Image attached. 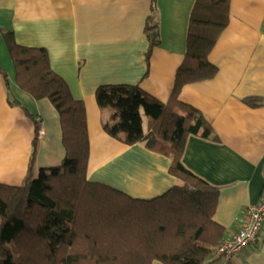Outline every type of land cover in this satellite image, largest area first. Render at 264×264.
I'll use <instances>...</instances> for the list:
<instances>
[{
    "label": "crops",
    "instance_id": "crops-1",
    "mask_svg": "<svg viewBox=\"0 0 264 264\" xmlns=\"http://www.w3.org/2000/svg\"><path fill=\"white\" fill-rule=\"evenodd\" d=\"M196 1L156 0L153 13L152 0H0V67L10 80L8 88L0 74V182L23 184L36 128V177L42 169L60 166L66 157L55 107L16 84L4 39L5 32H13L19 45L47 49L52 69L68 83L74 98L85 103L89 181L144 200L180 184L171 173L172 158L144 143L127 146L105 132L114 110L100 108L95 95L101 86L140 85L167 103L187 51ZM148 22L159 25L161 36L149 62ZM209 60L217 75L186 85L179 100L201 114L212 134L189 136L182 162L219 190L214 219L226 229L228 239L241 228L244 211L264 202V0H230L228 27ZM205 264H264V232L258 243L230 261Z\"/></svg>",
    "mask_w": 264,
    "mask_h": 264
},
{
    "label": "trees",
    "instance_id": "trees-1",
    "mask_svg": "<svg viewBox=\"0 0 264 264\" xmlns=\"http://www.w3.org/2000/svg\"><path fill=\"white\" fill-rule=\"evenodd\" d=\"M156 12V0H152ZM230 0H197L192 11L187 51L167 103L140 85H107L96 91L100 108L114 110L105 132L127 146L144 143L173 160L180 184L144 200L88 179L91 153L85 103L50 63L47 49L25 47L13 32L4 39L18 87L57 110L66 157L58 167L34 174L39 144L35 130L29 172L20 186L0 182V264H205L225 240L226 229L214 219L220 192L194 176L182 158L189 136L212 132L201 114L179 100L183 87L213 79L218 69L209 56L226 30ZM153 49L161 44L159 25L147 23ZM7 87L8 73L0 67ZM255 105L254 99L247 100ZM12 105L20 106L17 101ZM28 118L35 117L26 109ZM144 116L146 117V126Z\"/></svg>",
    "mask_w": 264,
    "mask_h": 264
},
{
    "label": "built area",
    "instance_id": "built-area-1",
    "mask_svg": "<svg viewBox=\"0 0 264 264\" xmlns=\"http://www.w3.org/2000/svg\"><path fill=\"white\" fill-rule=\"evenodd\" d=\"M263 232L264 202L244 211L241 228L215 248L213 259L230 261L252 244L258 243Z\"/></svg>",
    "mask_w": 264,
    "mask_h": 264
},
{
    "label": "rangeland",
    "instance_id": "rangeland-1",
    "mask_svg": "<svg viewBox=\"0 0 264 264\" xmlns=\"http://www.w3.org/2000/svg\"><path fill=\"white\" fill-rule=\"evenodd\" d=\"M144 120H145V126H146V117L144 116ZM104 184V183H103ZM106 185V184H105ZM108 186V185H107ZM110 186V185H109ZM110 187H112V188H114V189H116V190H118V191H121V192H123V193H125V194H127V195H129L128 193H126L125 191H123V190H120V189H118L117 187H114V186H110ZM129 196H131V195H129ZM132 197V196H131ZM133 198H135V197H133Z\"/></svg>",
    "mask_w": 264,
    "mask_h": 264
}]
</instances>
